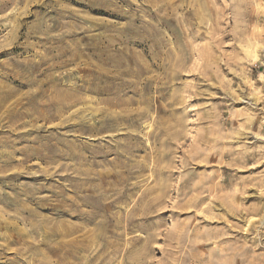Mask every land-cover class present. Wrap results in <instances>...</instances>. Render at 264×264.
<instances>
[{"label":"rangeland","instance_id":"374dc122","mask_svg":"<svg viewBox=\"0 0 264 264\" xmlns=\"http://www.w3.org/2000/svg\"><path fill=\"white\" fill-rule=\"evenodd\" d=\"M0 264H264V0H0Z\"/></svg>","mask_w":264,"mask_h":264},{"label":"bare ground","instance_id":"6f19581e","mask_svg":"<svg viewBox=\"0 0 264 264\" xmlns=\"http://www.w3.org/2000/svg\"><path fill=\"white\" fill-rule=\"evenodd\" d=\"M47 60V59H46ZM2 108V107H1ZM26 195V194H25Z\"/></svg>","mask_w":264,"mask_h":264}]
</instances>
